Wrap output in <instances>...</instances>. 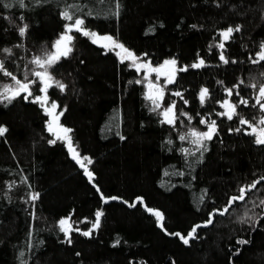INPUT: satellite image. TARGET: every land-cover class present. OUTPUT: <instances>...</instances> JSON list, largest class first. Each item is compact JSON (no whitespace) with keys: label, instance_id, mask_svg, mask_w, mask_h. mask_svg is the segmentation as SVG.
Returning <instances> with one entry per match:
<instances>
[{"label":"trees","instance_id":"1","mask_svg":"<svg viewBox=\"0 0 264 264\" xmlns=\"http://www.w3.org/2000/svg\"><path fill=\"white\" fill-rule=\"evenodd\" d=\"M23 5L0 0V62L22 82L27 73L32 91L27 98L21 93L0 101V127L7 130L0 135V264H264L259 206L264 144L248 134V124L239 123L243 118L258 129L264 119L256 104L264 61L253 63L264 44V0H23ZM65 11L83 19L87 31L111 36L154 67L176 61L172 83L151 72L166 79L163 103L175 104L174 124L150 107L141 74L129 60L122 63L109 46L75 31L71 53L48 68L64 89L52 83L47 103L33 102L45 93L33 74L42 70L33 71L31 61L51 54L71 23ZM228 28L233 33L225 41L221 33ZM201 60V67H192ZM12 82L0 71V84ZM203 88L208 95L201 104ZM225 100L236 105L232 120L218 115L226 111ZM53 102L59 125L71 130L72 146L92 161L91 180L70 155L65 135L58 139L48 130L52 116L45 109L51 111ZM213 120L216 132L198 150L188 133L208 131ZM257 180L243 202L218 214L240 188ZM97 211L103 215L94 228ZM63 219L69 220L67 235Z\"/></svg>","mask_w":264,"mask_h":264},{"label":"snow or ice","instance_id":"2","mask_svg":"<svg viewBox=\"0 0 264 264\" xmlns=\"http://www.w3.org/2000/svg\"><path fill=\"white\" fill-rule=\"evenodd\" d=\"M20 6L23 7V0H19ZM8 5H5V7H7ZM63 18L66 21H69L71 23L67 24L65 26V32L63 35L60 36V38L56 41L55 45L53 46L56 51L54 53L48 54L46 56V58L41 59L40 57H36L33 59V61H31V63H34L37 68L43 69V71H35L33 74L39 79V81L43 84V87L40 89V91L45 93V96L40 97L37 96L33 102H40L41 105L43 106L44 104L47 103V90L49 87L52 86L53 83V78L52 76L49 74L48 72V68L51 67L54 63L58 62L59 59L61 57H67L69 53H71L72 51V41L74 39V37L71 35V33L73 31L75 32H80L82 35L87 36L92 38V42L93 43H97L98 41H104L106 43L102 44L103 47H108L109 45H111V48L114 49H119L120 51L116 52V55L120 58V61L123 63L125 60H131L133 65L136 66L137 71L140 70L141 67L144 68H150L149 65H139L136 63L137 61V57L131 52L129 51L127 48H125V46L123 44L118 43L116 40H114L111 36H98L96 33L94 32H89L84 28V20L80 19V18H76L73 19V16L70 15L67 11L62 13ZM26 25L20 29V35L23 36L25 34V29H26ZM235 31H240V28L237 27L235 29ZM233 33V29L232 28H228L226 31H224L223 33H221V35L223 36L224 40L227 41L230 36ZM219 48L223 49L224 48V44L221 43L218 45ZM5 52H10V49H4ZM259 55V59L258 60H253V63H258L260 61H264V44L261 45V51L258 54ZM220 59L222 61H224V63H228V60L225 59L223 53H221L220 55ZM204 61L201 60L198 64H193L192 67L193 68H198L201 67L203 65ZM176 64L175 60L172 61H165V65H171L174 66ZM180 71H186L187 69L185 68H181L179 69ZM0 71L3 72V74L5 76H9L11 78L12 81L15 82V87L11 86V85H4L3 87V91H0V101L2 100H7L8 102H11L12 99L16 98L17 96H19L21 93H26V97L27 96H31L32 95V91L30 90V83L28 82V74H25L24 77V81L22 82L21 80L17 79V77L15 75H13L11 72L5 70L4 68V64L2 62H0ZM150 71L152 72H156L157 75L159 76L160 74V69H155V68H150ZM174 75V73H173ZM145 80H148V76L145 75L144 77ZM173 82V76L170 75L168 77V83H172ZM32 83H35L34 81ZM56 84L57 87H59L61 90L64 89L65 85L61 84L58 81L54 82ZM149 87V92L147 95V99L152 101L153 105H154V109L159 108L160 104L158 103V101L160 99H162L163 97V88H158L156 85L149 83L148 85ZM252 87H255V85H252ZM227 93L229 96L232 95V89H226ZM259 97L256 100V104H258L260 106V111L264 112V103H261V100H264V86H261L259 88ZM175 95H181L180 93H174ZM208 95V89L207 88H203L200 91L199 94V98H200V102L201 104H203L205 102V98ZM237 95H239V93H237ZM240 103L244 104L247 106L248 101L245 99H241ZM57 104L56 103H52L51 104V111H49L47 108L45 109L46 114H48L49 116H52V122L49 123V131L53 132L57 138L59 139V133L62 132L65 135V138L68 141V147H69V151L73 153V158L76 159L77 163L80 164V166L82 168H85V174L89 177V179L91 180L93 178V174L88 171V169L85 167L84 165V161L87 160L88 164H91L92 161L90 159H88L87 157H84L83 159H81L79 157V153L76 152V149L72 146L71 143V139L70 137H68V133L71 131L68 128H63L59 125L58 123V115L55 114V110L57 109ZM221 107L225 108L226 111L224 113H219L218 115H225L227 116L228 120H232L234 116L237 115L236 112V105L229 102L228 100H225L223 102V104L221 105ZM175 108V104H172L171 106H169L162 114L165 118V122L169 123V124H174L175 123V116L173 113V109ZM63 113L61 112L59 115H62ZM182 115H184L183 113H181ZM201 123H205V121L201 120ZM239 123L241 125H245L248 124L249 127L252 128V132L248 133L249 135H255L256 139L255 142L257 144H264V128H260L257 129L255 127H253L251 124H249V122L243 118H241L239 120ZM260 124L264 125V119H261L259 121ZM7 130L5 128L0 127V135H3ZM236 131H240L239 128L236 129ZM216 132V122L213 120L209 125H208V131L206 132H200V131H196V130H191L188 135H190L191 137H193L192 139V143L197 145V148L199 150V148H204V141L205 140H211L212 136L215 134ZM187 137L182 135L180 136L181 140H185ZM53 143L55 141H52ZM183 151H185L186 153L188 152V149H184ZM261 179H264V177H262ZM260 183V180H257L255 182H253L251 185H249L247 188H240L239 190V194L237 196H232L229 198L228 204L226 207L223 208V210H217L219 215H224L225 213H227L229 211V208L232 207V205L234 203H236L237 201L243 202L246 198V194L247 192L251 191L252 189H255L257 184ZM97 191H100L99 188H97ZM39 194H35L32 199H38ZM102 199H104L103 195H102ZM112 199H116L115 197H112ZM201 199H203V197H201ZM130 206H135V205H130ZM264 207V200L260 201V205ZM153 214L157 217L158 221H163V215L156 211L153 212ZM210 214V218L208 220L207 223H212V215ZM96 223L93 225V227H98L99 226V222H100V218L103 215V213L101 211H97L96 212ZM245 216H247V213H245ZM243 222V221H242ZM66 225H68V220L67 219H63L60 221V226H61V230L65 231L66 235L69 233L70 231V226L66 227ZM161 227H163V224L161 223ZM200 227L199 225L194 226L193 229L191 230V232H189L188 237L191 238L193 236V234L196 231V228ZM83 235L88 236L90 235V232H84ZM174 235L179 236L180 239L183 240V242L185 244H187L188 238H185L184 236H181L180 233H175ZM71 242L70 237H69V243ZM237 243L239 244H246L248 243V241H244V240H238Z\"/></svg>","mask_w":264,"mask_h":264},{"label":"rangeland","instance_id":"3","mask_svg":"<svg viewBox=\"0 0 264 264\" xmlns=\"http://www.w3.org/2000/svg\"><path fill=\"white\" fill-rule=\"evenodd\" d=\"M59 38H60V36H59ZM91 40H92V38H91ZM98 43H99V41H98ZM54 45H55V42L53 43V46H54ZM109 48H111V45H109ZM111 49H112V48H111ZM55 51H56V50H55V48L53 47L50 53H54ZM114 51H115V52H118V51H120V50H119V49H114ZM136 57H137V56H136ZM118 58H119V57H118ZM137 58H138L137 61H136L137 64H139V65H149L150 68H151V67H154V66H153L148 60L143 59V58H141V57H137ZM41 59H42V58H41ZM119 59H120V58H119ZM129 65L137 71L136 66L133 65V63H132L131 60H129ZM32 68H33V71H34L35 69H38V70H42V71H43V69L37 68V66H36L34 63H33ZM150 68H144V67H141L140 70L137 71V72L141 74V81L143 82L144 87H145V97H147L148 92H149V87H148L149 83H152V84L156 85L158 88H163V97H162V99H160V100L158 101V103L160 104V107L155 109V110H158L159 113L163 116L162 113H163V112H164V111L170 106V105H167V104L165 105V104L163 103V98H164V94H165V84H166V79L161 80L157 75H153L152 73H151V74H146V73L148 72V70H150ZM145 75L148 76V80H145V79H144ZM51 76H52V75H51ZM52 78H53V84H55V83H54V82H55L54 77L52 76ZM4 85H11V86L15 87V82L0 84V91H3V87H4ZM146 99H147V98H146ZM147 100H148V99H147ZM4 101H5V100H4ZM148 102H149V104H150V107H151L152 109H154V105H153L152 101L148 100ZM55 111H56V110H55ZM55 114L58 115L57 112H55ZM163 119L165 120L164 116H163ZM262 127L264 128L263 125H262ZM262 127H259L258 129H260V128H262ZM251 132H252V129H251ZM189 136H190V135H189ZM189 139L192 141L193 137L190 136ZM68 150H69V147H68ZM76 152H77V151H76ZM69 153H70V155L73 157V153L70 152V151H69ZM79 157H80L81 159L84 158L83 156H80V155H79ZM84 165H85L86 168H88L87 160L84 161ZM84 169H85V168H84ZM155 212H156V211H155ZM64 232H65V231H64Z\"/></svg>","mask_w":264,"mask_h":264},{"label":"water","instance_id":"4","mask_svg":"<svg viewBox=\"0 0 264 264\" xmlns=\"http://www.w3.org/2000/svg\"><path fill=\"white\" fill-rule=\"evenodd\" d=\"M99 43H100V45H102V44H104L106 42H104V41L101 40V41H99ZM151 68L160 69L161 71H160L159 76H162V77L167 76V81H168V77L170 75H172L173 78L175 77V68L173 69V66H171V65H165V63H164V64L159 65L157 67H151ZM151 72L152 71L148 70L147 73H151ZM173 73H174V75H173ZM59 134L64 135V133H62V132H60ZM68 226H69V220H68V225H66V227H68Z\"/></svg>","mask_w":264,"mask_h":264}]
</instances>
